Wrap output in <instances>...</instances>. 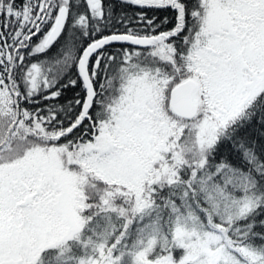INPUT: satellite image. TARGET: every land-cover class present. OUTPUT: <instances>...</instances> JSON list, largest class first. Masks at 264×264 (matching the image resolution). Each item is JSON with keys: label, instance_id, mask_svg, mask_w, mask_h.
<instances>
[{"label": "snow or ice", "instance_id": "1", "mask_svg": "<svg viewBox=\"0 0 264 264\" xmlns=\"http://www.w3.org/2000/svg\"><path fill=\"white\" fill-rule=\"evenodd\" d=\"M0 264H264V0H0Z\"/></svg>", "mask_w": 264, "mask_h": 264}]
</instances>
